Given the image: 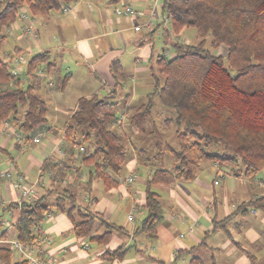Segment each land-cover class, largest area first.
Masks as SVG:
<instances>
[{"label":"trees","instance_id":"trees-1","mask_svg":"<svg viewBox=\"0 0 264 264\" xmlns=\"http://www.w3.org/2000/svg\"><path fill=\"white\" fill-rule=\"evenodd\" d=\"M75 1L0 0V50L8 35L6 27L21 9L30 16H48ZM118 1L108 0V3ZM162 8L172 33L178 35L184 28L194 27L198 42L175 43L176 52L172 57L167 54L155 57L151 91L126 120L137 131L157 136L155 158L160 159L165 150L172 157L170 169L153 167L145 181L146 215L132 234L144 233L150 240L156 238L157 226L164 218L161 194L156 188L193 181L206 162L230 167L232 176L251 181L264 169V0H163ZM205 36L210 37L213 48L224 44V55L207 52L203 48ZM48 53L39 52L30 57L25 84L11 74L8 62L0 57V121L10 120L17 131L36 133L51 128L47 127L46 102L37 91L39 71H53V88L60 92L65 90L69 77L60 73ZM111 67L117 85L126 75L118 62H113ZM115 88L103 96L94 93L77 99L64 125L63 142L59 146L63 157L59 161L48 156L40 165L41 174L49 173L51 187H45L43 194H34L20 205L9 202L0 207L19 210L8 227L1 211L0 237L24 244H42L43 221L49 213L59 212L66 214L77 238L106 244L114 233L128 234V230L92 209L94 195L87 202L80 198L83 192L91 193L94 179L106 190L117 186L127 149L131 151L126 145L130 142L125 132L117 124L118 111L126 109L128 96L123 103L115 100ZM155 97L167 112L163 125H176L178 146L175 148L163 139L157 126L148 122L155 111ZM81 143L82 151L77 146ZM135 154L138 161L146 164L152 160L144 150ZM76 161L79 167L71 165ZM81 167L86 168L89 180L75 184L68 173L72 169L79 172ZM64 178L67 180L62 183ZM248 207L264 213V195L242 201L236 209L244 213ZM230 216L214 220V228L224 227L228 236L224 222ZM130 248L121 245L112 251L106 250L102 257L121 259ZM0 264H27V261L12 259V248L3 244Z\"/></svg>","mask_w":264,"mask_h":264},{"label":"crops","instance_id":"crops-1","mask_svg":"<svg viewBox=\"0 0 264 264\" xmlns=\"http://www.w3.org/2000/svg\"><path fill=\"white\" fill-rule=\"evenodd\" d=\"M139 1L120 0L117 3H108V0H76L71 3L74 6L72 12L69 11L70 14L59 11L52 12L48 16H31V25L38 32L40 31L39 36L33 37L20 30H17L20 33L8 34L14 38L16 44L12 51L3 53L4 59L17 53L24 55V51L29 53L28 57L24 55L27 62L33 54L39 52H49L50 56L51 49H55L52 45H55L70 63H75L76 70L74 72L69 67L68 71L63 73L61 66L54 62L62 75H68V88L74 84L76 88L85 93L81 96H89L94 93L101 95L98 90L101 86L98 83L99 80L108 89L107 93H111L116 87V92H114L116 94L118 84L116 85V80L113 77L111 67L113 62H118L121 71L126 75L128 73L124 71V63L129 60V54L133 53V73L146 77L151 71L150 63L154 57L152 47L149 44L142 46L144 45L141 44L143 40L134 37L136 32L142 30L141 28L136 31L134 26L150 22V27H145V29L148 33H154L156 24L152 21H159L158 13L151 8V16H149V8H140ZM158 1L160 0H154V3L157 4ZM117 4L132 6L138 10V14L132 18L127 17L129 19L125 17L124 20L113 17L110 7L113 5L115 10ZM162 5L163 0L161 8ZM51 34L56 38L54 41H52ZM128 44H131L133 48L127 50L125 47ZM80 60L86 61L91 71L86 72L81 68L78 69ZM76 71H78L77 74H75ZM129 74L133 76L131 72ZM54 76V72L51 71L43 72L39 77L40 83L37 86V91L44 100L45 98L50 99L49 92L54 90ZM148 79L147 86L152 88V79L151 77ZM122 81L120 80V85L126 86L125 83L122 84ZM25 83L24 80L23 84ZM147 91L145 94H143L144 92L140 94L144 96L138 100H135L136 94L132 96V92L129 93L130 96L126 99V109L120 115V117L123 116L121 130L130 126L126 122L128 114L142 103L140 101L143 99L144 102L146 101L149 93ZM77 97L79 98L80 94H77ZM74 107L58 103L55 112L58 113L57 115H61V119L54 113L50 115L47 108V127L51 128L38 131L33 136L30 134L21 135L24 138H21L20 141L15 138L17 129L11 123L10 134L0 133V168L11 169L14 173H24L26 184H34L36 187L34 196L43 194L45 187H51L49 173L41 174L40 165L42 160L48 156H53L59 161L63 157L64 153L59 146L63 142L64 125ZM2 128L3 122L0 121V130ZM38 133L42 135L40 141L35 143L33 138ZM131 148H133L131 164L135 167L139 159L135 154V148L133 146ZM9 149L14 150L15 156L9 154ZM73 166L79 167L80 164L76 161ZM81 168L82 170L74 173V177L71 178L75 184L87 183L89 180L86 168ZM74 170L72 169V172ZM220 171L221 166L218 164L206 162L203 165L202 173L199 172L193 181L176 183L169 188H163L166 192H161V201L163 205H167L166 214L168 215L165 216L164 212V218L157 226V236L154 240L148 239L144 233L132 234L133 229L138 227L146 215L145 210V215L139 216V213L144 211L142 209L144 188L141 190L133 184H127L125 183L126 178H124L123 180L119 179L120 182L117 186L106 190L100 181L94 179L90 185L91 193L83 192L81 200L87 202L94 195L96 199L92 204V209L101 213L106 220L128 230V234L114 233L106 244H99L89 239L77 238L65 213H49L42 224V240L44 242L42 246L54 257L57 264H206L202 259H208V264H251V260H253L252 264H257L260 259L259 262L264 264V213L259 209L251 208L254 225L241 230L239 226L242 224V218L239 216L242 212L236 209L242 201L264 195V187L260 184L263 182L259 179L251 181L244 177L231 176V179L242 182L237 186L238 192L241 184L243 185L241 198L247 194L250 197L231 205L232 199H236L234 198L235 193L229 189L225 190L226 193L222 192L219 180ZM129 174L135 173L130 172ZM148 175L149 170L145 177L147 178ZM135 176L137 175L135 174ZM71 179L70 181H72ZM65 182L64 178L62 183ZM25 200L28 201L25 198L20 199L14 188L0 180V207L9 202H17L20 205ZM132 208H135L134 220L129 221L128 215ZM6 211L3 216H7V219L3 218L8 227L17 218L19 210L18 208H9ZM246 214L245 211L241 216H246ZM229 215L231 216L224 222L229 231L228 236L224 227L214 228V220H222ZM230 228L233 229V232ZM217 231L221 236L224 234L225 238L222 242H217L214 239L213 243L211 240ZM203 238H205L204 241ZM121 245L124 248L131 247L127 249L121 259L107 260L102 257L106 250L112 251ZM219 247L226 249L225 252L221 253ZM215 251L221 254L220 260L216 257ZM187 254L191 257L187 258ZM251 256L254 258H250Z\"/></svg>","mask_w":264,"mask_h":264},{"label":"rangeland","instance_id":"rangeland-1","mask_svg":"<svg viewBox=\"0 0 264 264\" xmlns=\"http://www.w3.org/2000/svg\"><path fill=\"white\" fill-rule=\"evenodd\" d=\"M139 4H140V8H142V9H148L149 8V14H150L151 8H153V10L158 13L157 19L159 21L158 22H156L155 20L152 21L153 23L156 24V30L154 33H148L147 30L145 29V27L142 26V30L140 32H136L134 35V37H138L139 40L140 39L143 40V42L141 44H144V45H142V46L149 44L152 47L154 57H153L152 63H150V66L153 69H155L154 59L157 55L163 54L165 52L168 57H172L175 54V52H176L175 43L187 44V43L198 42L197 32H196V29L194 27H186L178 35L172 33L170 21H169V19H166L168 17L167 13H166V11H164L161 8L162 0L158 1L157 4L154 3V0H140ZM73 6H74L73 4L70 5L71 12L73 10ZM116 7H121V4H117L115 6V8ZM110 8H112L111 14L113 15V17L115 16V17H119V19H123V20L125 19L126 16L117 15L115 13L113 5ZM56 12H59V11H54V13H56ZM71 12H69V14ZM149 16H151V14ZM146 18H147V16H146ZM127 19H129V18H127ZM142 25H143V23H142ZM14 33L16 34V33H20V32L15 30ZM40 35L42 38L41 33H40ZM51 35L54 36L53 34H51ZM55 39L56 38H53L52 41H54ZM204 39H205V43H203V48L207 52H210V53L215 54V55H224V53H225L224 48H226V46L224 44H221L217 48H213L209 44L210 37L205 36ZM15 44L16 43L14 41V38H12V36L7 35V38H6L5 42L3 43L1 50H0V57L2 58L3 53L5 51H12ZM52 46L55 47V49H51L49 60L60 65L63 73L68 71L69 67H71L72 68L71 71L74 72L76 70L75 63L74 64L70 63L68 61V59L65 57V55H63L62 51L58 50L55 45H52ZM125 48L127 50H130L133 47L131 44H128V46ZM23 53L25 56H27V57L29 56L28 52L24 51ZM133 57H134L133 53L129 54V60L124 63V71L128 74H126V78L122 81V84L125 83L126 86L120 85L121 84V82H120L117 86V93L114 94V99L121 102V103H123V101L125 100L126 95L130 96L129 93H131V92H132V96H133V94H136L137 97L135 100H138L144 96V95H140V94H142L143 92H144L143 94H145V91H147V90H148L147 92L151 91V87L150 86L148 87L147 84L149 81L148 78L151 77L152 71H150L146 77L144 75H138L137 73H133V71H132L133 70ZM3 58H4V56H3ZM80 68L86 72L91 71L89 64H87L86 61H83V60H80L78 62V69H80ZM129 72H131L133 74V76H130ZM77 73H78V71L75 72V74H77ZM132 77H133V79H132ZM151 79H152V77H151ZM138 81H140L141 83H137ZM85 83H87V82H85ZM98 83H99V85H101L98 88L99 92L101 93L100 96L107 94L108 89L105 88L106 86L103 85V82L98 80ZM68 87L69 86L66 85V89L62 92L57 91L55 89L51 90L49 92V95H51L50 99L45 98L46 106L49 110L50 115H52L54 113L58 118L61 119V115L60 114L57 115L58 113L55 112V108L58 106V103H62V104L64 103L65 105H68V107L71 106V108H73L75 106L76 101H77L76 98H78L77 94H80V96L85 95V93L81 92V89L76 88L74 86V84H71L70 88H68ZM143 100L140 102H144ZM154 110L155 111H154L151 119L148 120V122L150 123L151 126L153 124L155 126H157L161 136L170 146H172L174 148L177 147L178 141H177V138L175 136L176 125H175V123L163 125V122H164L165 118L167 117V112H166V109L161 106V102H160V99L158 97L154 98ZM121 113L122 112L118 111V115H121ZM57 122H61V121H57ZM123 131L126 134L127 141L130 142L128 144L126 143V145H128V147H129V149L132 150L133 148H131V146H133L135 148L136 153H138L140 150H144L145 154L148 157H150L152 160L148 164L145 163L146 161H138L137 165L134 167V165L131 164V162L133 160L132 152L127 149V159L122 166V169H121L120 175L118 176V179L123 180L124 178L127 177V175L130 172L135 173L137 176H135L133 182H131L130 184H133L134 186L143 190L144 185H145V181H146L145 174H146L147 170H150L153 167H161V166L170 169L173 166L171 153H170V151L165 150L164 153L162 154V157L160 159H157L154 157L155 151H156V148L154 145L155 141L157 139L156 135L141 133V132L137 131L134 127H131V126L123 128ZM18 132L22 136H26L28 134H30V136H33V134H35V133L29 132V131H22V130H18ZM79 145L81 146L82 143L78 144L77 146L79 147ZM8 152L11 156H15L13 149H9ZM59 152H61L60 149H59ZM130 155H131V157H130ZM209 163L211 164V162H209ZM72 165H73V163H72ZM0 169H3V168H0ZM235 169H237V168H235ZM202 171H203V166H202L200 172L202 173ZM74 173H76V172L71 171V173H68V176H70V178H73ZM219 175H220L219 180L221 182L222 192H225V190L227 191V189H229L230 191L235 193L234 198H236V199H232L231 205L235 204L237 202H240V200H244L245 198L249 197L247 194V196H244L241 198V194L243 193V185L242 184H241L239 191L237 192V186L239 185V183H242V182H238V181H235L234 179H231L232 174H231V168L230 167L222 166L221 171L219 172ZM256 176H257L256 178L259 180H262V182L264 184V169L259 171ZM66 180H67V178H66ZM245 183H247V182H245ZM158 189L159 188H156V190L159 191L160 194L162 191L164 193L166 192V190H164L163 188H161V190H158ZM239 198H241V199H239ZM163 207H164L165 216H167L168 214H166V213H167L168 207H167V205H163ZM142 209H144V208L142 207ZM251 210H252L251 207H248V209L246 211V213H247L246 216H241L242 213L240 214L239 217L242 218V224L239 226V228L241 230H243V228H248L249 226L254 225V223H252L253 222V218H252L253 213L251 212ZM1 211L3 212L2 217L7 219V216H3L4 213H6L7 211L5 209L2 210V208H0V213H1ZM144 215H145V209H144V211H141L139 213L140 217H142ZM230 229H231V232H233V229L232 228H230ZM188 236H191V235H188ZM213 237H215V238H213ZM213 237L211 240V242H213V243H214V239L217 242H222L223 239L225 238L224 234H222V236H221L219 231H217L216 235H214ZM225 250L226 249H222L221 247H219V251L221 253L225 252ZM215 255L218 258V260L221 259V254L217 253V251H215ZM19 257H20V254L17 253L16 250L12 249V259H19ZM186 257L190 258L191 255L187 254ZM202 260L205 261L206 264H208L207 263L208 259H202ZM259 261H260V259H258L257 264H262ZM250 262L252 263L253 261H250Z\"/></svg>","mask_w":264,"mask_h":264},{"label":"built area","instance_id":"built-area-1","mask_svg":"<svg viewBox=\"0 0 264 264\" xmlns=\"http://www.w3.org/2000/svg\"><path fill=\"white\" fill-rule=\"evenodd\" d=\"M69 11H70V6L68 4L62 6L61 12L67 13ZM115 13L117 15H122L132 18L138 14V10L133 8L132 6L121 4V7L115 8ZM30 19H31L30 14L26 10L21 9L16 19L6 27L5 32L7 34L12 35V33L15 30H20L23 33L31 34L33 37H38L39 32L37 31L36 28H34L31 25ZM150 25H151L150 22H146L143 25L136 24L134 26V29L138 31L142 28V26L150 27ZM54 37L55 36H53L52 38ZM6 61L9 64L11 74L15 78H19L21 83H23L24 80L26 81V76H25L26 68L23 69V67L26 65L25 62H27L25 56L21 53L13 54L11 56H8ZM39 74L41 75L43 74V72L39 71ZM2 122H3V128L0 130V133H2L3 135L10 134L11 132L10 120L7 119ZM122 122H123V116L119 118L117 124L119 126H122ZM41 135L42 134L39 133L37 136L33 138V141L35 143L39 142ZM15 138L18 141H20V139L24 137H21V134L18 131H16ZM78 149L82 151L83 146H79ZM134 178H135L134 174H129L125 179V183L130 184L131 182H133ZM0 180L5 182L8 186L14 188L20 199L25 198L29 200L36 193V187L34 184H26L24 173L21 172L14 173L12 172L11 169H0ZM260 184L264 186L263 183ZM134 212H135V208H132L131 213L128 215L129 221L134 220ZM3 244L4 245L6 244L12 249L16 250L17 253L20 254L19 259H26L27 264H57L54 257L48 252H46V248L42 246L43 243L24 244V243H19L15 239H4L0 237V245Z\"/></svg>","mask_w":264,"mask_h":264}]
</instances>
